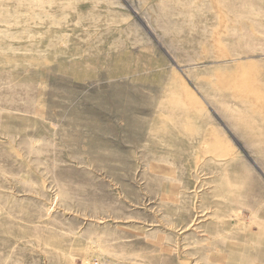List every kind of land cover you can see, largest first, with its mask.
<instances>
[{
  "label": "rangeland",
  "instance_id": "obj_1",
  "mask_svg": "<svg viewBox=\"0 0 264 264\" xmlns=\"http://www.w3.org/2000/svg\"><path fill=\"white\" fill-rule=\"evenodd\" d=\"M0 264H264V0H0Z\"/></svg>",
  "mask_w": 264,
  "mask_h": 264
},
{
  "label": "bare ground",
  "instance_id": "obj_2",
  "mask_svg": "<svg viewBox=\"0 0 264 264\" xmlns=\"http://www.w3.org/2000/svg\"><path fill=\"white\" fill-rule=\"evenodd\" d=\"M155 136V135H154Z\"/></svg>",
  "mask_w": 264,
  "mask_h": 264
}]
</instances>
